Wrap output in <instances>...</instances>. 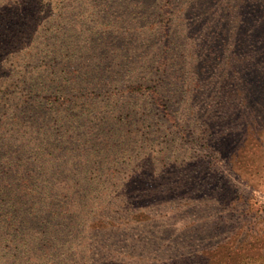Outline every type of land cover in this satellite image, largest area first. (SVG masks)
I'll list each match as a JSON object with an SVG mask.
<instances>
[{
  "label": "trees",
  "instance_id": "trees-1",
  "mask_svg": "<svg viewBox=\"0 0 264 264\" xmlns=\"http://www.w3.org/2000/svg\"><path fill=\"white\" fill-rule=\"evenodd\" d=\"M164 4L167 8H46L42 29L29 25L34 13L25 17L14 6L12 23H0V264H25L28 252L55 254L61 221L74 207L85 216L103 213L94 191L134 187L131 194L137 196L144 167L139 126L173 117L162 80L174 69L187 75L172 63L180 40L186 41L188 57L197 59L188 68L197 71L195 87H202V73L217 72L226 89L219 103L231 99L240 60L231 55L221 61L216 49L225 53V47L234 51L241 45L248 54L252 34L264 37V27L249 24L237 8H223L226 13L214 15L213 26L194 29L206 13L169 8L170 0ZM148 9L154 18L142 13ZM239 92L233 99L242 96L243 106L245 92ZM145 166L147 171L148 162ZM145 177L156 190L154 178ZM46 261L55 264L50 257Z\"/></svg>",
  "mask_w": 264,
  "mask_h": 264
},
{
  "label": "rangeland",
  "instance_id": "rangeland-1",
  "mask_svg": "<svg viewBox=\"0 0 264 264\" xmlns=\"http://www.w3.org/2000/svg\"><path fill=\"white\" fill-rule=\"evenodd\" d=\"M170 1L169 8H200L199 13L212 17L202 16L194 29L213 26L214 15L226 13L223 8H237L249 24L264 27V0ZM164 3L167 0H0V23H12L17 8L25 17L34 13L36 21L29 25L42 29L46 8H167ZM151 10L142 13L154 18ZM252 35L251 51L245 47L248 54L241 52V45L234 51L225 47V53L216 49L221 61L231 55L240 60L237 81L229 88L231 99L221 103L219 94L226 89L220 73L205 68L202 87L196 88L197 71L188 68L197 59L188 57L186 41H178L172 63L186 68L187 75L174 69L162 80L171 121L158 116L139 126L138 142L144 143L138 156L144 167L136 181L137 196L131 194L134 187L109 185L103 193L94 191L92 196H101L97 200L103 213L85 216L74 207L61 221L56 253L28 252L25 264H50L49 257L55 264H264V37ZM12 56L5 55L3 61ZM239 90L245 92L243 106L242 96L233 99L241 95ZM145 176L154 178L156 190ZM119 192L126 196L116 198ZM93 206L100 208L98 203Z\"/></svg>",
  "mask_w": 264,
  "mask_h": 264
}]
</instances>
